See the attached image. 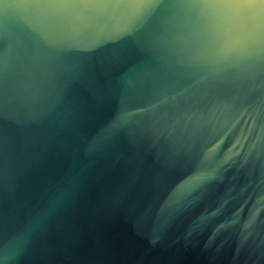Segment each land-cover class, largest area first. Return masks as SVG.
I'll use <instances>...</instances> for the list:
<instances>
[{
    "label": "water",
    "instance_id": "1",
    "mask_svg": "<svg viewBox=\"0 0 264 264\" xmlns=\"http://www.w3.org/2000/svg\"><path fill=\"white\" fill-rule=\"evenodd\" d=\"M0 264H264V0H0Z\"/></svg>",
    "mask_w": 264,
    "mask_h": 264
}]
</instances>
